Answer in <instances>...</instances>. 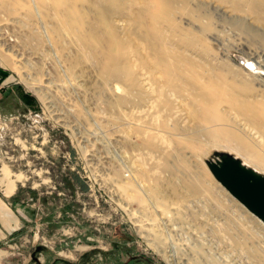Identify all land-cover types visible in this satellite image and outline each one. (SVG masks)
Here are the masks:
<instances>
[{
    "label": "rangeland",
    "instance_id": "rangeland-1",
    "mask_svg": "<svg viewBox=\"0 0 264 264\" xmlns=\"http://www.w3.org/2000/svg\"><path fill=\"white\" fill-rule=\"evenodd\" d=\"M0 69V264H264V0H0Z\"/></svg>",
    "mask_w": 264,
    "mask_h": 264
},
{
    "label": "water",
    "instance_id": "water-1",
    "mask_svg": "<svg viewBox=\"0 0 264 264\" xmlns=\"http://www.w3.org/2000/svg\"><path fill=\"white\" fill-rule=\"evenodd\" d=\"M205 165L214 180L264 225V176L226 154Z\"/></svg>",
    "mask_w": 264,
    "mask_h": 264
},
{
    "label": "crops",
    "instance_id": "crops-1",
    "mask_svg": "<svg viewBox=\"0 0 264 264\" xmlns=\"http://www.w3.org/2000/svg\"><path fill=\"white\" fill-rule=\"evenodd\" d=\"M0 72L5 75L3 79V91L1 95L3 96L6 92H10L14 88L7 76L1 69ZM5 198V197H4ZM20 215L15 216L10 208L1 200L0 198V242L9 238L14 231L20 227ZM0 261H2L0 256Z\"/></svg>",
    "mask_w": 264,
    "mask_h": 264
},
{
    "label": "trees",
    "instance_id": "trees-1",
    "mask_svg": "<svg viewBox=\"0 0 264 264\" xmlns=\"http://www.w3.org/2000/svg\"><path fill=\"white\" fill-rule=\"evenodd\" d=\"M0 74H1V77H2V80L4 79V77H5V75L4 74H2L1 72H0ZM30 101H33L34 99L31 97V96H29V95H25ZM71 176L73 177V181H74V183H78L79 182V179L77 178V176H75L74 174H71ZM80 186V185H79ZM81 187L83 188V186L81 185ZM12 198V197H11ZM12 200V202L14 203H17L16 202V200L13 198V199H11ZM16 232H20V231H16ZM15 232V233H16ZM15 233H13V235L15 234ZM12 236V235H11Z\"/></svg>",
    "mask_w": 264,
    "mask_h": 264
},
{
    "label": "built area",
    "instance_id": "built-area-1",
    "mask_svg": "<svg viewBox=\"0 0 264 264\" xmlns=\"http://www.w3.org/2000/svg\"><path fill=\"white\" fill-rule=\"evenodd\" d=\"M3 89H4L3 80H2V77H1V74H0V96H1V93H2Z\"/></svg>",
    "mask_w": 264,
    "mask_h": 264
},
{
    "label": "bare ground",
    "instance_id": "bare-ground-1",
    "mask_svg": "<svg viewBox=\"0 0 264 264\" xmlns=\"http://www.w3.org/2000/svg\"><path fill=\"white\" fill-rule=\"evenodd\" d=\"M255 173H256V172H255ZM5 176H6V175H4L3 180H4ZM7 186H8V190H9V191H13V189H14L13 185H7Z\"/></svg>",
    "mask_w": 264,
    "mask_h": 264
}]
</instances>
